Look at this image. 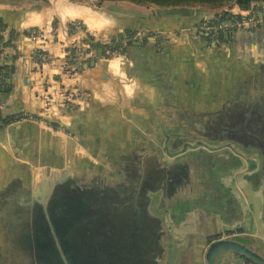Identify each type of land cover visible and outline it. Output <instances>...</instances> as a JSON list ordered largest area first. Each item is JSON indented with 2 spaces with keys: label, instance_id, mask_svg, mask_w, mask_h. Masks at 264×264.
I'll use <instances>...</instances> for the list:
<instances>
[{
  "label": "crops",
  "instance_id": "0c3cea01",
  "mask_svg": "<svg viewBox=\"0 0 264 264\" xmlns=\"http://www.w3.org/2000/svg\"><path fill=\"white\" fill-rule=\"evenodd\" d=\"M89 1L0 0V15L9 29L18 31L13 44L3 45L4 54L0 56L6 84L10 85L7 91H0V99L6 103L4 110L13 117L23 111L37 113L45 95L61 98L74 82L79 84L81 94L71 107L62 105L55 114L66 127L52 123L56 119L40 122L26 118L7 129L0 128V181L6 170L22 161L55 155L67 161L75 155L89 156L103 163L105 171L137 159L136 170L141 172L157 161L147 155L154 147L165 145V133L171 142V133L189 130L181 119L187 115L188 100L212 96L213 79L219 77L215 71L231 69L233 61L227 58L234 50V57H240L242 51L247 53L245 66L254 56L264 57V26L252 34L239 32L233 45L220 49L191 35L195 30L192 17L206 14L146 5L148 12L131 13L117 7L122 0ZM109 1L117 2L116 11L105 7ZM184 16L189 18L184 20ZM75 19L85 25V31L74 33L69 29L68 22ZM127 26L188 31L177 41H139L127 45L122 53L109 54L106 43ZM53 27L52 38L48 31ZM33 28H44L48 43L25 34L24 30ZM8 33V29L4 31L5 40ZM247 34L251 40L245 38ZM87 35L89 54L74 62L76 74L67 75L66 50L73 47L75 38L84 40ZM37 48L50 49L55 61L41 62ZM94 58L96 64L91 65ZM150 133L158 134L161 141L143 138ZM238 160L197 159L191 163L200 188L183 195L182 203L171 207V237L179 241L172 262L206 264V244L226 234L249 232L264 238V220H259L260 214L264 217V169L256 173L257 177L253 172L238 174L245 167L237 168ZM256 160L260 163L264 159Z\"/></svg>",
  "mask_w": 264,
  "mask_h": 264
},
{
  "label": "water",
  "instance_id": "95a60500",
  "mask_svg": "<svg viewBox=\"0 0 264 264\" xmlns=\"http://www.w3.org/2000/svg\"><path fill=\"white\" fill-rule=\"evenodd\" d=\"M227 36L226 33L225 37ZM139 41L135 42L139 43ZM204 42L208 44L207 41ZM234 43L231 42L230 45ZM211 46L220 49L229 48V46ZM102 53L103 48L99 51L100 55ZM227 59L233 61L230 70L234 73L243 72L246 76L256 78V72L264 71V57L254 56L246 66L243 63L245 58L240 59V57L231 55ZM95 64L96 59L94 58L91 65ZM222 74L219 73V75ZM258 105L264 107V98L263 102ZM186 106L188 108L187 115L181 116V119L183 118L182 121L187 123L189 130L183 132V136L182 133H178L176 137L178 139L182 137V140L188 142L184 146H177L173 137L171 144L169 136L165 133L167 139L165 145L160 149L155 147L159 151L160 159H157L154 164L153 180L147 190L150 195L148 203L152 214V219L149 220L152 221L150 227L152 230L162 228L163 231L161 239L157 242L159 250H156L155 264H176L171 261V257L174 252L178 251L179 241L171 237L173 232L170 223L174 221L171 207L173 204L177 207L179 203H182L183 195L191 193L197 187L200 188V184L194 180L195 171L191 163L197 162V159H218V154L222 152H226L230 159H239L238 155L253 151L251 148L244 147L239 139L216 138L205 133L207 130L204 126L208 128L220 124L217 120L219 111L234 109L228 107V102L221 98V93L218 98L207 96L205 99H189ZM224 113L229 115V112ZM49 119H56V122L63 124L64 127L67 126L55 118V115L49 116ZM150 134L152 137L144 134L143 138L148 142H153V139L160 140L158 134ZM257 149L260 152L255 159L241 158L237 161V168L245 166L238 174L247 176L253 172L256 176V173L259 174V171L264 169V160H261L260 163L256 160L260 157L264 159V155L260 148ZM147 156L149 157V155ZM123 173H125V167H122L121 163L116 166L115 170L105 171L103 163L95 162L89 156L76 155L70 161L63 157L61 159L59 155L52 158L43 156L42 159L34 162L32 160L22 161L12 169L6 170L0 181V264H21L20 256L9 253L7 248L19 249L21 237L24 235L30 240L35 238V228H38L35 223L39 215L42 220L46 219L48 225L53 229L51 206L54 205L56 196H60V190L63 192L62 199L69 204L71 202L70 190L77 188V190L83 191L88 186L90 177L94 178L97 175L102 180L94 182L92 191L101 193L102 189H105L108 198L110 193L113 191L115 193L121 187L118 177L121 179ZM154 174H156L155 177ZM140 179L142 184V178ZM258 181L257 179V183ZM66 189H69L67 194ZM81 201L83 200L80 199L79 202ZM36 244L32 240V253L36 252ZM203 257L206 264H264V238L249 232L219 236L206 244Z\"/></svg>",
  "mask_w": 264,
  "mask_h": 264
},
{
  "label": "flooded vegetation",
  "instance_id": "af4514ba",
  "mask_svg": "<svg viewBox=\"0 0 264 264\" xmlns=\"http://www.w3.org/2000/svg\"><path fill=\"white\" fill-rule=\"evenodd\" d=\"M215 72L223 76L213 79L212 96L218 98L221 93L228 107L234 109L224 111L229 115L219 111L220 124L204 126L205 133L216 138L239 139L244 147L260 148L264 155V107L258 105L264 98V71L256 72V78L225 67ZM177 134L171 133V144L174 137L175 145L184 146L188 141L182 137L178 139ZM151 152L150 159H160L157 148ZM238 158L255 159L250 153L240 154ZM218 159L230 157L222 152ZM136 162L137 159L127 161L125 173L121 179L118 177L121 187L108 198L105 189L101 193L92 191L93 185L102 180L97 175L90 177L83 191L70 190L69 204L62 199L60 190V196H56L51 206L53 229L39 215L35 238L30 240L22 236L19 249L9 247V253L20 256L21 264H155L156 250H159L157 242L163 231L162 228L152 230V221H149L152 214L147 190L153 180L154 165L149 164L137 172ZM68 191L65 190L66 194ZM80 199L83 201L79 202ZM32 240L37 243L35 253H32Z\"/></svg>",
  "mask_w": 264,
  "mask_h": 264
},
{
  "label": "built area",
  "instance_id": "2783aa9c",
  "mask_svg": "<svg viewBox=\"0 0 264 264\" xmlns=\"http://www.w3.org/2000/svg\"><path fill=\"white\" fill-rule=\"evenodd\" d=\"M218 18V16H205V18L198 25L194 26L195 30L193 33H191L192 37L207 41L208 45L227 47V44L229 45L236 39L239 32L246 31L249 34H252L254 33L255 28L264 25V5L262 4V7H260V5L258 4H253L251 8L242 9L240 12L234 14L233 16L227 15L220 21H218ZM69 29L75 33L78 31H84L85 28L80 20L75 19L69 22ZM54 31V29H49L48 31V33H51L50 35L52 36V38L54 37ZM187 31L188 28H175L168 30L143 28L137 29L133 35V38L140 41H155L156 43L160 44L165 41H177L186 36ZM46 32L47 31L44 28H34V33L31 36L37 41L48 43L47 38L49 36ZM226 33L228 34L227 37H225ZM110 42L112 41L110 40ZM89 43L90 39L89 41H84L80 38H75V41L73 42V47L77 50L75 55L71 53V47L66 50L67 67H64V72H66L67 75L76 74L77 67L74 62H76L77 60H81L83 56H87V54H89V50L86 48V44L89 45ZM111 50L110 47L107 48L109 54L115 53V51L111 52ZM3 54L4 51L0 47V56H2ZM36 56L40 59L41 62H52L56 59L50 49L47 50L44 48H37ZM72 58H74L75 61L72 62V64H69V62L73 60ZM6 79V71L0 63V87L1 85H5ZM80 96V86L79 84L74 82L71 83L68 91L61 98H57L49 94L45 95L43 104L41 105L37 113L23 111L22 113L14 117H5L2 114L3 110L6 108V103L5 101L0 99V128L7 129L10 125L26 118L40 122H46L48 121V117L55 115L62 105L64 107H71L72 102H75V99H79ZM58 126L62 128L64 127V125L61 123Z\"/></svg>",
  "mask_w": 264,
  "mask_h": 264
},
{
  "label": "trees",
  "instance_id": "16d2710c",
  "mask_svg": "<svg viewBox=\"0 0 264 264\" xmlns=\"http://www.w3.org/2000/svg\"><path fill=\"white\" fill-rule=\"evenodd\" d=\"M103 1V0H101ZM129 1H133L135 3H142V4H146V3H153V4H156L158 6H162V7H169V6H177L179 5L176 9L175 7H173V9H170V10H180L181 8H185L184 6H187V5H190L192 3H202V4H206V5H209V6H212V7H227V9H224L221 11H219L218 13L215 14V16H218V21L224 19L227 15L229 16H233L234 14H237V13H233L230 8L233 7L234 4H238L241 9H247V8H251L254 5H257V1L259 0H129ZM254 2V3H253ZM260 5V4H258ZM260 7H262V4L260 5ZM229 8V9H228ZM193 19L192 22H193V25H198L204 18L205 16L204 15H198V16H195V17H192ZM56 23H57V20L54 21V25L56 26ZM262 26L264 25H261V26H258L257 28L254 29V33L258 30H260L262 28ZM9 30V33H8V38L5 40V36H4V31L5 30ZM137 29L136 28H133L131 26H127L124 30V32L122 33H119L118 34V39H117V42L115 43V45H112L114 44L113 42H111V45L110 47L112 48V50H119L118 48H122V50H124L127 45H131L133 44L136 39L133 38V35L135 33ZM25 34L27 35H32L34 33V28L33 29H26L24 30ZM18 34V31L15 30L14 27L12 28H8V23L4 20V18L0 15V47L1 49L4 48V44H13V39L14 37H16ZM117 36H114V39L116 38ZM247 40H251L249 34H247ZM142 41H145V40H142ZM201 41L203 42L204 40L201 39ZM146 42V41H145ZM121 46V47H119ZM71 51L73 52V55H75L76 53V48H71ZM236 51L234 50L233 51V56L235 55ZM247 56V53L245 52H242L241 55H240V59L241 58H245ZM238 58V57H237ZM73 62V61H71ZM5 67H8L7 65H3ZM9 84H6L5 85H1L0 87V91L3 92V91H7V89L9 88ZM5 117H13V115H11L10 113H8V111L4 110L3 113H2ZM52 123H55V124H58V122L56 121H53Z\"/></svg>",
  "mask_w": 264,
  "mask_h": 264
},
{
  "label": "rangeland",
  "instance_id": "374dc122",
  "mask_svg": "<svg viewBox=\"0 0 264 264\" xmlns=\"http://www.w3.org/2000/svg\"><path fill=\"white\" fill-rule=\"evenodd\" d=\"M97 1H101V0H90L89 2H91V3H93L94 4V2L95 3H98ZM106 3V2H105ZM254 3V2H253ZM257 3L258 4H263L264 5V0H259V1H257ZM116 4H117V2H111V1H109V3L107 2V4H105V7L107 8V9H109V10H113V11H116L114 8H116ZM142 4V3H141ZM137 4V3H134V2H131V1H126V0H122V1H119L118 2V4H117V7L119 8V9H121V10H125V11H129V12H131V13H145V12H148L149 10H148V8H146L145 7V5L146 6H148L149 8H155V9H173V7H175V9L179 6V5H177V6H169V7H162V6H158V5H156V4H153V3H151V4H149V3H146V4ZM150 5H151V7H150ZM180 7V6H179ZM185 8H183V10H188V11H196V12H198V13H202V14H206L205 16L206 17H209V16H211V17H213V16H215V14L216 13H218L219 11H221L222 12V10H224V9H227V7H212V6H209V5H206V4H202V3H192V4H190V5H187V6H184ZM182 9V8H181ZM229 9V8H228ZM230 10L233 12V13H238V12H240L242 9H241V7L238 5V4H234L233 5V7L232 8H230ZM175 11V10H174ZM69 22H71V21H69ZM68 22V23H69ZM84 25V24H83ZM84 28H85V25H84ZM53 29L55 30V28L53 27ZM84 31H85V29H84ZM87 36H89V35H87ZM114 36H117L115 39H114ZM112 38H111V41L114 43V44H112V45H115V43L117 42V39H118V34H116V35H114ZM237 39H238V37H236V41H237ZM83 40V39H82ZM84 41H89V38L88 37H86V39H84ZM106 45H107V47L109 48L110 47V45H111V42H110V40H109V42H107L106 43ZM229 45L227 44V47H228ZM119 47H121V46H119ZM72 48H74V47H72ZM112 48L110 47V50H111ZM119 50H111V52L112 51H115V53H122L123 51L121 50V48H118ZM247 50H249V51H251V49L250 48H248L247 47ZM252 51H253V49H252ZM71 53H73V52H71ZM112 54H114V53H112ZM72 57H75V56H72ZM73 60H71V61H75V59L74 58H72ZM259 150L257 149H253V151L251 150V153L250 154H252V158H255L257 155H259ZM249 153H247L246 155H248ZM258 207H260V210H262L263 209V207L262 206H260V204H258ZM260 210H259V213H260ZM259 220L260 221H262V220H264V217H263V215L262 214H260V216H259ZM262 223H263V225H264V222L262 221ZM263 237V236H262Z\"/></svg>",
  "mask_w": 264,
  "mask_h": 264
}]
</instances>
